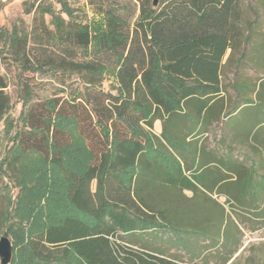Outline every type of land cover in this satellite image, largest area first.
Masks as SVG:
<instances>
[{
	"label": "trees",
	"instance_id": "16d2710c",
	"mask_svg": "<svg viewBox=\"0 0 264 264\" xmlns=\"http://www.w3.org/2000/svg\"><path fill=\"white\" fill-rule=\"evenodd\" d=\"M56 1L57 15L51 3L31 0L23 3L29 25L19 20L0 27V61L19 72L23 101L30 102L42 86L24 74L73 75L86 86L32 106L24 116L26 130L12 141L16 160L33 152L58 170L66 200L80 215H66L32 234L31 262L192 264L142 243L146 233L152 234L149 241L180 235L176 210L165 204L168 191L215 192L239 211L264 218V83L253 93L239 84L229 103L222 83L224 68L236 56L238 73L246 59H254L248 49L257 48L264 62V33L254 28L260 13L254 10L251 22L244 19L249 0H160L156 8L152 0H90L102 17L99 27L81 24L68 0ZM108 76L116 94L95 88ZM7 86L0 74V119L10 106ZM55 119L71 120L73 132ZM157 120L160 138L152 131ZM211 121L222 146L221 154L210 157L205 146L192 148L193 141H185L208 133ZM76 139L89 154L80 173L64 162ZM150 146L161 150L166 165L148 156ZM183 150L192 155L190 165ZM189 233L210 240L215 235L204 225Z\"/></svg>",
	"mask_w": 264,
	"mask_h": 264
},
{
	"label": "rangeland",
	"instance_id": "374dc122",
	"mask_svg": "<svg viewBox=\"0 0 264 264\" xmlns=\"http://www.w3.org/2000/svg\"><path fill=\"white\" fill-rule=\"evenodd\" d=\"M41 1L45 4L51 3L54 14H58L56 0ZM68 1L72 8L78 9L77 15L81 18V24L88 27L101 25L102 17L95 14L90 0ZM24 2L31 0H0V27H10L19 20L28 25L31 23V16L23 14ZM261 3V0H249L245 3L243 11L245 21L249 22L253 19L254 10L260 13V22L254 28L264 33V11ZM50 22V16L46 15L44 23L52 29ZM257 50L248 49L247 55H254V59H246L241 72L236 70L237 63L234 61L238 60L239 55L224 68L222 83L225 85L224 98L228 103L235 101L239 84H247L252 89L259 86V83H264L263 56L259 55ZM18 73L14 67L0 61V74L7 81L6 92L10 105L0 119V237L5 236L10 240L13 254L9 264H33L28 250L30 236L42 228L58 223L66 215H80L66 200V182L58 170L52 165L41 163L38 155L33 152L16 160L19 151L12 141L20 131L26 130L24 116L32 106L48 102L55 97H63L71 91L76 95L84 91L86 86L80 78L73 75L24 74L23 78H34L42 83L41 89L34 91L32 100L25 102L19 90ZM95 88L110 90L113 94L118 92L111 76L106 77L103 83ZM251 91L253 93V89ZM261 94L263 96L264 92ZM247 99L254 100L252 95ZM54 124L73 132L71 120L55 119ZM161 129L162 121H155L152 131L159 138ZM148 156L161 164L167 163L164 154L156 147L150 146ZM88 159L89 154L78 139L71 149L64 152V162L78 173L85 170ZM165 194V204H171L176 210V223L186 227L180 226L181 231L177 232L180 235H177L176 240L173 234L166 233L157 236L155 241H149L152 234L146 233L142 243H150L164 256L182 263L264 264V218L255 213L239 211L235 206L225 203V198L217 196L215 192L209 194L205 191L195 196L187 191H168ZM201 225L214 228L213 240L201 236L197 238L195 234L189 233V229Z\"/></svg>",
	"mask_w": 264,
	"mask_h": 264
},
{
	"label": "crops",
	"instance_id": "0c3cea01",
	"mask_svg": "<svg viewBox=\"0 0 264 264\" xmlns=\"http://www.w3.org/2000/svg\"><path fill=\"white\" fill-rule=\"evenodd\" d=\"M228 54H229V51L225 53V57H228L229 56ZM225 61H223V63ZM208 129H209L208 133H205L201 136H196V138H193L192 136H190L186 139L185 142L193 141L189 143L192 148L195 146L193 143H195L197 147H201L202 145L205 146V153H207L206 156L211 157L212 155H215L218 151H219L218 154H221V150L219 148L222 146V144H219V141H218L219 132H218V129L216 128V124L213 121H211V126ZM183 146L186 147V145L184 144ZM183 153H184L183 157L187 159L186 160L187 164L190 165L192 163V159H191L192 155L188 154L185 150H183ZM196 160L197 159H195V162ZM93 184L91 185V191L94 192V188H92Z\"/></svg>",
	"mask_w": 264,
	"mask_h": 264
},
{
	"label": "water",
	"instance_id": "95a60500",
	"mask_svg": "<svg viewBox=\"0 0 264 264\" xmlns=\"http://www.w3.org/2000/svg\"><path fill=\"white\" fill-rule=\"evenodd\" d=\"M160 0H152V6L156 8ZM12 246L9 238L0 237V264H9L12 260Z\"/></svg>",
	"mask_w": 264,
	"mask_h": 264
}]
</instances>
